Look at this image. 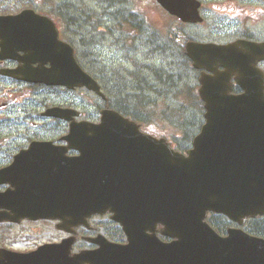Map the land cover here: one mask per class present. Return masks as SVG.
Instances as JSON below:
<instances>
[{"label":"water","instance_id":"95a60500","mask_svg":"<svg viewBox=\"0 0 264 264\" xmlns=\"http://www.w3.org/2000/svg\"><path fill=\"white\" fill-rule=\"evenodd\" d=\"M156 1L183 22L202 20L196 0ZM0 38L3 46L24 49L28 66L38 63L8 74L48 85L85 87L104 97L97 81L76 62L72 47L58 39L48 17L32 9L1 15ZM185 53L193 67L211 72L199 77L204 122L191 148L175 150L164 137L142 132L138 123L113 109H102L99 122L75 121L78 112L72 109H49L47 113L70 120L62 137L67 145L31 143L0 169V184L14 187L0 196L13 200L8 207L14 215L60 219L58 227L68 230L66 225L110 211L128 235L125 248L131 244L137 255L149 254L152 259L144 261L149 264H264V238L239 227L220 235L205 220L207 211L238 224L264 215V93L255 66L264 57V43L190 40ZM232 75L242 93H230ZM69 148L77 154L67 155ZM157 224L174 240L141 235L154 234ZM147 239L149 250H142ZM68 241L38 247L30 253L32 264L47 263L40 255L55 251L65 257L63 264L77 263L68 257ZM80 259L86 256L81 253Z\"/></svg>","mask_w":264,"mask_h":264},{"label":"rangeland","instance_id":"374dc122","mask_svg":"<svg viewBox=\"0 0 264 264\" xmlns=\"http://www.w3.org/2000/svg\"><path fill=\"white\" fill-rule=\"evenodd\" d=\"M31 4L44 14L54 17L60 38L73 46L80 66L96 76L104 92L107 93V86L113 83L109 79L122 78L126 81L129 78L127 84L130 87L126 90L110 91L112 107L121 108L125 115L136 121L139 118L137 122L145 131L167 137L174 145H177L175 139L184 135L179 124L183 127L185 125L188 132H195L196 124L200 119L203 121V117L191 104L179 98L185 82L189 86L190 82L196 83L195 74L183 72L179 80L176 72L182 71V61L175 54L161 52L162 42L168 36L172 39L178 36L184 40V36L196 39V35H199V38L203 36L204 39L217 40L219 38L213 28L218 24L219 30L218 15L208 13L201 25L181 26L172 16L154 6L151 0H129L125 5L127 8L117 16L108 14L113 7L109 8L104 0H0V13H14ZM57 7H61L62 12L59 13ZM55 8L57 13L53 12ZM129 8L137 11L132 25L126 20V14L131 12ZM168 74H172L173 80L171 82L170 79V82L175 87H169L168 82H164ZM141 78H145L151 87L140 89L138 86ZM127 94V103L119 105L121 97ZM21 98L18 97L13 105L21 102L26 111H16V123L10 125L8 131L18 135L21 129L23 132L28 129L32 135L47 138H56L66 133L67 124L60 120L42 124L44 121L37 115V111L45 106L69 105L73 102L72 107L81 111L80 119L97 121L99 109L105 104L95 94L81 88L74 91L48 88L34 96L30 106L29 102ZM133 100H140L142 106L136 105ZM13 105L8 110L13 109ZM163 111H167V115ZM25 113L31 114L30 122L24 119ZM177 113L180 115L177 116ZM178 120L182 123L175 127L173 123ZM236 225L231 223V226ZM242 227L246 229L244 225ZM32 232L34 239L39 240L57 233L53 225H34Z\"/></svg>","mask_w":264,"mask_h":264},{"label":"flooded vegetation","instance_id":"af4514ba","mask_svg":"<svg viewBox=\"0 0 264 264\" xmlns=\"http://www.w3.org/2000/svg\"><path fill=\"white\" fill-rule=\"evenodd\" d=\"M108 6L115 7V12L118 10L124 11L127 6L128 0H107ZM197 11L203 18L202 22L190 23L180 22L181 26H196L201 25L205 21V14L214 13L218 15V24L215 30L217 40L204 39L203 36L196 39L189 38L185 40H198L200 42H215L217 44H230L239 40L251 41L257 44L264 43V0H197ZM152 3L157 8L161 9L159 4L152 0ZM23 9V8H22ZM20 9V10H22ZM4 13V14H15ZM162 10V9H161ZM38 13L43 14L39 9H35ZM59 13L62 8L58 9ZM164 11V10H163ZM0 13V15H4ZM54 19V17H52ZM174 18V17H173ZM176 21V19L174 18ZM57 23L55 22V25ZM57 27V25H56ZM58 35L59 29L57 28ZM212 32V31H211ZM191 37V36H190ZM60 38V36H59ZM0 169L8 167L15 159V156L21 150L26 149L33 142L52 141L56 145H65L66 142L62 139L63 133L56 138H47L41 135H32L27 129L23 132L21 129L20 134L10 133L8 127L16 123V111L23 113L26 107L23 103L13 105L18 97H22L23 101L30 102L32 98L39 95L41 92L46 91L48 88L64 89L65 91H74L78 87L68 89L60 85L48 86L40 82H28L21 78L12 77L5 74L6 70L17 68H36L37 62L30 63L28 66L24 59L27 57V52L21 48L7 47L1 49L0 46ZM262 73L263 78V93H264V57L259 59L255 64ZM45 66H48L46 64ZM219 70H223L219 67ZM200 73V71H199ZM232 93H241L243 89L235 81V76L231 77ZM33 96V97H32ZM109 97H107L108 100ZM45 104V101H43ZM14 106L9 109V106ZM73 102L69 105H54L52 107L72 108ZM51 107V106H50ZM48 106L44 109L37 111V115L43 119L42 124H47L49 121L59 120L65 122L61 117H53L45 114ZM80 114V113H79ZM24 119L28 122L31 120V114L25 113ZM76 119H79L76 116ZM67 126L68 123L66 122ZM73 149H67L68 155L75 154ZM7 191L13 192V186L7 184H0V196ZM13 203V200L7 198L5 195L0 197V264H32L30 253L35 251L42 245H57L64 240L69 239L70 244L68 257L75 259V264H149L144 262L150 261L152 257L149 254L136 255L135 248H125L124 245L129 244L127 233L123 230L119 222L111 217L110 212L92 214L86 221L77 225H66L69 229H60L58 227L59 221L57 219H31L27 216L14 215V211L8 207ZM15 216L16 219L11 220L9 216ZM34 225H50L56 228V234L50 237L34 239L32 227ZM19 228L20 230H16ZM39 231V230H38ZM37 233V232H35ZM151 232H142L141 235H155L157 239L163 242H171L172 237L164 236L159 231V225L154 229V234ZM33 238V239H32ZM147 247H142V250H149L150 240L144 241ZM143 243V242H142ZM91 252V254L89 253ZM86 256L85 260L80 259V254ZM79 254V255H78ZM29 255V256H28ZM75 255H78L74 257ZM41 261L47 263L43 264H63L61 261L65 258L58 251L47 252L45 255H40ZM51 261V263H48Z\"/></svg>","mask_w":264,"mask_h":264},{"label":"trees","instance_id":"16d2710c","mask_svg":"<svg viewBox=\"0 0 264 264\" xmlns=\"http://www.w3.org/2000/svg\"><path fill=\"white\" fill-rule=\"evenodd\" d=\"M127 16L128 17L126 18V20L132 25V22H134L133 20H135L134 18L136 17L135 14L129 13ZM63 22L65 23V21H63ZM185 38L186 37L184 36L183 39H185ZM182 43H183V40L179 39L178 36H175V38H173V39L170 36H168L167 39L162 42L163 49H165V50L168 49L170 54H175L182 61V71L176 72V76L179 80L182 79V73L183 72L188 73L189 71L190 72L195 71L192 68L188 59L184 56V54L182 52ZM171 75L172 74H168L166 79L164 80V82H168L169 87L174 86L171 83L173 80V77ZM170 79H171V82H170ZM128 80H129V78L126 81L123 80L122 78H119V83H118V81H115L114 85H116V90L121 89V91H123V90H126L128 87H130L127 84ZM122 81H124V82H122ZM195 86L196 85L192 84L191 82H190V86H189L188 82H185V85L182 87L183 90H181V92H180L179 98L184 99L185 101H183V102L191 104L196 109V112L199 113L200 115H202V113H203L202 101L199 99V96L196 92ZM113 87H112V89H113ZM138 87L143 90L144 88L146 89V88L151 87V84L148 81H146L145 78H141V81H140V84ZM128 95L129 94L125 95L123 98L121 97L120 102L124 101L127 103V96ZM136 96L137 95L135 94L134 97H136ZM133 101H135L136 105L142 106V102L140 100H137V101L133 100ZM183 109L184 108H182L181 110H183ZM178 113H182V111H178ZM178 113H177V116L180 115ZM163 114L167 115V111H163ZM134 118H136V117H134ZM138 120H139V118H138ZM178 123H182L181 120H178L177 123L175 122L173 124L175 127H177ZM201 123H202V121L200 119V122L196 124V130L194 133L188 132V130H186L185 125L183 127L182 124H179V129H181V131H183V134H184L182 138L175 139V141L177 143L176 146L179 149H184L187 146H189L193 135L198 131ZM223 217L224 216H222L220 214L210 213L207 216V220L211 225H213L215 227L216 230L221 232V231H225L227 226H228V222H226L225 219H223ZM245 227H246L247 231L254 233V234L261 235L264 237V216L256 217V218H252V219L249 218L247 220V222L245 223Z\"/></svg>","mask_w":264,"mask_h":264}]
</instances>
